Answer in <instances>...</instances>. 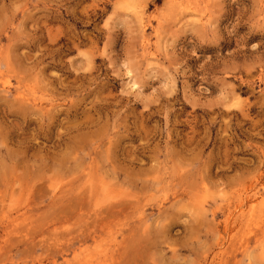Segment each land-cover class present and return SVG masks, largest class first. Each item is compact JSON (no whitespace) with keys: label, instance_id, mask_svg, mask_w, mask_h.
Masks as SVG:
<instances>
[{"label":"rangeland","instance_id":"obj_1","mask_svg":"<svg viewBox=\"0 0 264 264\" xmlns=\"http://www.w3.org/2000/svg\"><path fill=\"white\" fill-rule=\"evenodd\" d=\"M0 264H264V0H0Z\"/></svg>","mask_w":264,"mask_h":264}]
</instances>
